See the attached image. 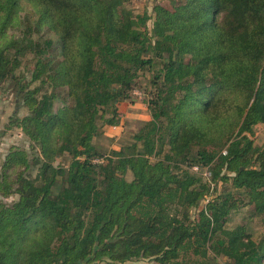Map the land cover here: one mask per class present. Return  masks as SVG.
<instances>
[{
	"label": "trees",
	"instance_id": "1",
	"mask_svg": "<svg viewBox=\"0 0 264 264\" xmlns=\"http://www.w3.org/2000/svg\"><path fill=\"white\" fill-rule=\"evenodd\" d=\"M129 1L0 0V82L16 85L29 109L18 126L43 157L34 179L0 176V193L19 194L0 200V264H215L210 252L264 264V238L226 227L243 204L264 218V142L248 135L264 124V0H172L156 5L151 32ZM44 28L57 40L34 37ZM28 54L29 79L16 75ZM144 71L151 119L106 157L95 140L121 123ZM17 164L31 167L25 152L6 162ZM220 181L237 194L207 199Z\"/></svg>",
	"mask_w": 264,
	"mask_h": 264
},
{
	"label": "rangeland",
	"instance_id": "2",
	"mask_svg": "<svg viewBox=\"0 0 264 264\" xmlns=\"http://www.w3.org/2000/svg\"><path fill=\"white\" fill-rule=\"evenodd\" d=\"M164 5L169 9H173L172 0H130L127 3V7L130 9L133 17L144 16L147 15V24L146 27L149 32L152 31L154 18H155V7L156 5ZM32 10V6H26L25 10H22L20 16L21 19H24ZM21 27H15L11 32L17 34L18 36L21 34ZM41 36L51 37L57 40V36L44 28V30L40 34H34V37L37 39ZM34 62V58L32 54H28L22 57V62L20 66L16 69L17 76H24L29 79L30 72L32 69V63ZM152 72L144 71L143 74L139 77L135 89L133 91V96L135 100H140L144 102L148 106V99L154 93V87L152 86ZM38 83V82H37ZM37 83L33 84L34 87ZM135 90H138L141 95L137 93L134 94ZM58 106V103H57ZM149 111V110H148ZM29 113V109L24 105V102L20 99L19 94L16 90V85L12 80H6L0 82V176L4 173L7 174V177L11 183L12 180L16 178V175L20 172L25 173L30 178H36L39 172L40 164L36 163V157L40 156L41 158V147L37 145L34 141L30 139V137L23 131L21 127L18 126V122L16 119L23 118ZM150 113V111H149ZM139 123H133V125H129L127 129L121 134V138L115 143L117 148H113L112 144L115 141V137L108 135L105 129V134L101 138H97L95 143L99 151L104 154L106 157L111 155V152L114 149H120L123 144L133 143L135 130L139 128ZM249 137L255 142L257 145H262L264 142V124L259 123L254 126L253 133H248ZM25 152L31 167L26 168L23 164H17L15 167H7L6 162L11 154ZM106 158H104L105 160ZM70 161V157L68 154H64L60 156L57 160L54 161V165L60 166H68ZM198 166L195 167V171H198ZM200 171H205V169ZM225 172V171H224ZM205 175L210 178L209 172L205 171ZM206 177V176H204ZM206 177V178H207ZM128 178H132L131 175ZM64 185V181L62 176H59L57 179V183L54 187V192H58L60 188ZM212 189L216 188L214 192H212V196L214 197L217 194L224 193L225 191L237 194V191L234 187H232L231 183H223L220 181L216 187L215 183L211 184ZM15 187H13L10 193H0V200L8 206H11L14 202L19 200V194L13 192ZM207 199L205 198L198 209L194 208L191 211L192 217L198 218L199 211L204 208L207 203ZM239 225H243L247 232L251 234L253 239L259 241L261 238H264V218L263 216H258L254 212V208L251 205L243 204L238 209H233L228 216V220L226 222V227L229 229H233ZM212 262L215 264H233V261L225 256H215L213 253H209ZM106 261L96 260L94 262H90L88 264H104ZM111 264H157V261L154 258L149 259H132L128 260L124 263L119 262H111Z\"/></svg>",
	"mask_w": 264,
	"mask_h": 264
},
{
	"label": "crops",
	"instance_id": "3",
	"mask_svg": "<svg viewBox=\"0 0 264 264\" xmlns=\"http://www.w3.org/2000/svg\"><path fill=\"white\" fill-rule=\"evenodd\" d=\"M119 111L122 114L121 123L106 127L108 135L116 138L112 143L114 145L113 148H117L115 143L118 142L122 136L121 134L129 125H133V123L141 124L151 119L148 106L140 100L121 102L119 104Z\"/></svg>",
	"mask_w": 264,
	"mask_h": 264
},
{
	"label": "built area",
	"instance_id": "4",
	"mask_svg": "<svg viewBox=\"0 0 264 264\" xmlns=\"http://www.w3.org/2000/svg\"><path fill=\"white\" fill-rule=\"evenodd\" d=\"M135 93H137L138 95H141V93L138 91V90H135V92H134V94ZM95 162H103L104 161V158L103 157H101V158H96L95 160H94Z\"/></svg>",
	"mask_w": 264,
	"mask_h": 264
}]
</instances>
